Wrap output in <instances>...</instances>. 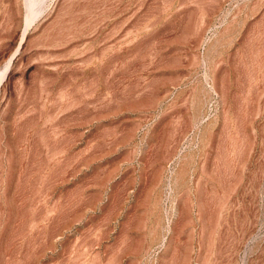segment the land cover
Masks as SVG:
<instances>
[{
  "label": "rangeland",
  "instance_id": "1",
  "mask_svg": "<svg viewBox=\"0 0 264 264\" xmlns=\"http://www.w3.org/2000/svg\"><path fill=\"white\" fill-rule=\"evenodd\" d=\"M0 264H264V0H0Z\"/></svg>",
  "mask_w": 264,
  "mask_h": 264
},
{
  "label": "bare ground",
  "instance_id": "2",
  "mask_svg": "<svg viewBox=\"0 0 264 264\" xmlns=\"http://www.w3.org/2000/svg\"><path fill=\"white\" fill-rule=\"evenodd\" d=\"M26 34V33H25ZM24 36V35H23ZM23 40V39H22ZM8 65H10V64H8ZM6 67H8V66H6Z\"/></svg>",
  "mask_w": 264,
  "mask_h": 264
}]
</instances>
